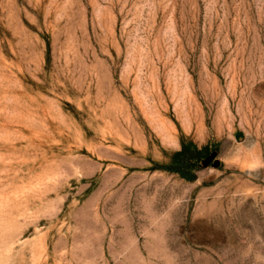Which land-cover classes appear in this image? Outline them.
Listing matches in <instances>:
<instances>
[{
    "label": "rangeland",
    "instance_id": "1",
    "mask_svg": "<svg viewBox=\"0 0 264 264\" xmlns=\"http://www.w3.org/2000/svg\"><path fill=\"white\" fill-rule=\"evenodd\" d=\"M0 264H264V0H0Z\"/></svg>",
    "mask_w": 264,
    "mask_h": 264
},
{
    "label": "trees",
    "instance_id": "2",
    "mask_svg": "<svg viewBox=\"0 0 264 264\" xmlns=\"http://www.w3.org/2000/svg\"><path fill=\"white\" fill-rule=\"evenodd\" d=\"M210 156L211 152L207 146L200 149L183 143L181 150L174 153L169 169L180 173L189 180H195L197 178L196 171L200 168L202 161Z\"/></svg>",
    "mask_w": 264,
    "mask_h": 264
}]
</instances>
